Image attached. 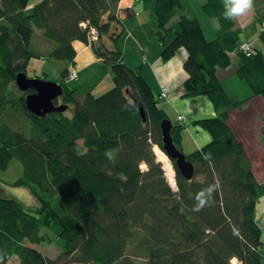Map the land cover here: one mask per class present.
Wrapping results in <instances>:
<instances>
[{
  "label": "trees",
  "instance_id": "obj_1",
  "mask_svg": "<svg viewBox=\"0 0 264 264\" xmlns=\"http://www.w3.org/2000/svg\"><path fill=\"white\" fill-rule=\"evenodd\" d=\"M119 1L42 0L26 11L29 0H0V171L18 161L21 175L14 186L29 189L37 203L30 211L20 201L0 196V264L13 258L17 264H135V259L145 264H234L233 258L242 264H264L256 217L264 185L255 179L241 143L225 123L226 112L238 103L216 77V70L228 68L230 54L235 53L236 77L252 96L264 100L262 53L252 46L250 55L237 50L242 31L232 30L233 21L223 18L221 0H206L202 6L203 13L217 17L220 25L210 41L197 20L186 15L182 0L156 1L162 61L184 48L188 78L183 97L206 96L219 113L195 122L211 140L185 155L194 165L193 179L185 180L170 159L173 191L152 150L154 145L162 150L160 123L168 117L139 68H129L118 48L90 42V30H95L97 40L113 26L120 32L112 41L123 33L116 17ZM254 12L253 25L264 23V0H255ZM176 14L178 29L166 44L170 31L166 26ZM35 29L55 43L47 56L50 60L70 65L76 56L72 42L89 47L111 67L113 87L97 97L86 93L79 101L75 90L60 83L62 103L70 106L71 116L64 112L39 118L30 113L24 95L34 91L18 96L12 87L15 75L27 72L30 60L43 57L30 49ZM260 37L264 43V33ZM68 72L63 69L60 77ZM135 100L144 110L145 122ZM18 116L29 125L13 129ZM182 130L172 124L170 134L183 153ZM78 140L83 153L77 150ZM217 181L211 204L193 211L197 195ZM44 230L63 242V252L54 258L36 249L46 240Z\"/></svg>",
  "mask_w": 264,
  "mask_h": 264
},
{
  "label": "crops",
  "instance_id": "obj_2",
  "mask_svg": "<svg viewBox=\"0 0 264 264\" xmlns=\"http://www.w3.org/2000/svg\"><path fill=\"white\" fill-rule=\"evenodd\" d=\"M39 1L41 0H33L32 4L33 2L37 3ZM156 1L157 0H138L135 2L134 0H120L117 6L116 17L120 22H122L124 29L123 33H121V35L119 36L121 37L125 33L126 35L124 37V40L127 42L130 41V44L141 52L144 63H142L140 67L135 68H139L140 74L156 96L159 107L165 112L166 116L172 122V124L183 126V130L181 132L182 151L188 155L200 150L211 140L210 135L203 128L194 126L193 122L214 118L217 112L215 111L209 99L205 96H198L196 98L183 97V83L188 78L187 73L183 69V64L187 55L184 48L178 49L175 55L167 62L162 61L160 56L162 45L157 36V18L154 13V6ZM186 1L187 0H185V2ZM221 1L224 6V0ZM205 2L206 0H199L198 4L200 6L195 5L194 8L195 10L197 8V14H201V16L198 14L202 20H200L201 23L203 22L201 28L205 39L210 41L214 39L215 35L217 34L219 23L218 21L216 22L213 19L205 17V15L201 13V6H203ZM129 7L133 8V11L134 13H136V15H133L128 11V9H130ZM185 11L186 15L189 16L191 14V11L189 9H185ZM247 16H244L242 18L247 19ZM178 20L179 14H176V16L170 20L167 27L173 29ZM196 20L200 23L198 18H196ZM253 21L254 17H251V19L247 20V22L244 21V23H235V21H233V24L236 29H240L242 26L248 28L252 25ZM114 27L115 26H113L112 28L114 29ZM235 28L233 27L232 30H234ZM118 32H120V29ZM262 33H264V23H256L253 25L252 30L249 29V33L240 35V41L242 40L244 42H248L253 48L259 50L264 58V43L262 42L260 37ZM170 39L171 36H166L165 42ZM72 46L76 52L74 63L70 65L64 64L63 68L71 70L72 66L75 67L78 70V77L85 76L87 73L88 76L92 75L94 73V69H92V67L103 63L102 60L98 59L93 54L89 47L85 46L81 42L74 41L72 42ZM230 60L231 64L227 69H219L216 72V77L218 81H220L222 88L227 94L232 96L233 99L238 100L251 96V90L249 89L247 84L243 81L238 80V78H236L235 74L232 72L233 69L235 71L237 69L239 61L237 56L233 53L230 54ZM30 66L31 61L28 65V71ZM45 70L46 72L51 73V69L47 68L46 65L42 67V72L44 73ZM58 78L59 81H62L60 80L59 73L55 70L53 79L56 81L58 80ZM77 88L78 85L76 88L70 90L76 89L78 91ZM162 88L166 90V97H161ZM249 110H251L252 114H248L249 117L246 119L251 120L255 115L260 114L262 120H258V126L262 128L264 120V100L259 96H255L248 100L243 105V108L241 110L236 111L238 113L241 112L242 114V112H246ZM172 116H176L177 119H173ZM234 123V119H229V126L231 128H233ZM240 128L243 129V127ZM238 131L241 130L238 129ZM232 132L239 142H245L244 140H240L234 129H232ZM256 132L257 137L255 143L258 148L263 149L264 145L261 143V140L264 139V133L258 135L259 131L257 130ZM251 144L254 143L251 142ZM243 147L247 157L252 162V155L254 154L248 153L245 145ZM252 163V174L254 175V177H256L255 179H257L259 184H263L264 181L262 180V178L260 179V171L258 169L256 170V166L254 167V162Z\"/></svg>",
  "mask_w": 264,
  "mask_h": 264
},
{
  "label": "rangeland",
  "instance_id": "obj_3",
  "mask_svg": "<svg viewBox=\"0 0 264 264\" xmlns=\"http://www.w3.org/2000/svg\"><path fill=\"white\" fill-rule=\"evenodd\" d=\"M32 1L33 0H30L28 6L26 8V11H28L29 9H32L36 4H38L42 0L37 2V3L33 2V4H32ZM134 1L136 2L138 0H134ZM198 1L199 0H187L185 2V0H182V5H183L184 9H187V10L189 9L191 11V14L189 16L187 15L188 17L194 18V19L198 18L199 21H200L201 18L199 17V15L201 16V14L198 13L199 14L198 15L196 13L197 8H196V10L194 8L195 5L196 6H200L198 4ZM129 8L130 9H128V11L131 14L136 15V13H134V11H133V8H131V7H129ZM200 10L202 11V6H201ZM201 13H203V11ZM204 15H205V17H207L209 19H213L216 22L218 21L217 17L211 16V15L208 16L206 14H204ZM254 15H255V12L249 13L248 16H247V19H244V18L241 17L238 20H235V23H239V22L244 23V21L247 22V20H250L251 17H254ZM201 21H200V23L198 21L197 22L199 23V25L201 24L200 26L202 27V23L203 22L201 23ZM177 22H176V25L174 26L173 29L169 28L170 31L167 33V36L168 37L171 36V39L167 40V42H165L166 44L169 43L173 39V37L175 35V32H177V29H178ZM218 23H219V21H218ZM253 23H254V21L252 22V25L250 27H248V28H246L245 26H242L240 29H236L235 26H234V28H235L234 31L240 30V31H242V34H247V33H249V29L252 30ZM166 28H168V27L166 26ZM118 31H119V29H113L112 28L108 32V34L107 35H103L100 38V40H97V37H96L95 40H90V42L92 44H94V46H96V47H98V46L102 47L104 45L107 48L116 47V48H118L120 50L122 58H123V61H124L125 64L127 63L126 65L129 68L134 69L135 67H140L142 65V63H144L143 59H142V54L137 48H135L134 46H132L130 44V41L127 42V41L124 40V37L126 35L125 33L121 37L119 36L120 38L118 37L114 41H112L110 39V38H116V36H117L116 33ZM219 31H220V25H219V29H218L217 32H219ZM90 34H91L92 37H95L96 36L95 30H92V31L90 30L89 31V35ZM215 37H216V35H215ZM246 44L251 46L248 42L242 41V42H240L237 50H239L243 54H246V51H245V47L246 46H244ZM54 47H55V43H53V42L47 40L46 38H44L42 36V31L37 30V29L34 30L33 36H32V40L30 42V49L32 51L42 55L43 57L41 59H32V60H30L31 61V66L29 68V71H28V68H27V72H25V74H26V76L28 78H37V79L46 80V81H53V82L59 84L62 87V89H63V86L60 83H63V84L66 85V87L69 90L73 89V88H76L77 85H78V88H77L78 91L76 89H74L75 90L74 97L77 100H79V101H81L83 99V97H84V95L86 93H91L92 95L97 97V96H100V95L106 93L107 91H109L113 87L111 67L108 64H105L103 61H102L103 62L102 64L92 67V69H94V73L92 75H90V76H88V73H87L85 76H82V77L79 76L78 77V70L75 67L72 66L73 72L76 73L75 76H73V73L70 74V71L72 70L71 69V70H69L67 76L62 79L60 77V75H61V71L64 69L63 66H64V64L66 65V63H64V61L50 60L47 57L49 55V53L54 49ZM161 49H162V47H161ZM125 50H126V52H125ZM251 52H252V50H251ZM233 54L236 55L235 53H233ZM186 58H187V55H186ZM38 60H43V61H38ZM44 65H46L47 68L51 69V73L52 74L50 72H46V70H45L44 73L42 72V67ZM225 69H227V68H225ZM55 70L59 73L60 80H62V81H59V78L56 81L53 79ZM218 70L219 69H217L216 72ZM232 72L234 74L236 73V71L234 69L232 70ZM235 76H236V74H235ZM240 81H242V80H240ZM12 89L15 91V93L18 96H22L23 95V92H21L17 88L16 85H13ZM163 90H165V89L162 88L161 97H166V90H165V96L162 95ZM86 91H90V92H86ZM24 93H26V92H24ZM63 93H62V95H63ZM62 95L58 99L55 100V104H57L58 106L66 105V104L62 103V99H61ZM24 96H26V95H24ZM227 96L232 101H234V103L236 102L238 104H237V106L234 109H229L226 112L225 123L229 126V119H234L235 123L233 125V128H231L230 126H229V128H230L231 132H232V129H234L236 131V133L239 136L241 141H243V140L245 141V142L241 143V142L238 141V139L235 137V135H233L235 137V139L239 143H241L243 151H244V147L243 146L245 145V148L248 151V153L254 154V155H252V160H253L252 162H254V167L256 166L255 169L256 170L258 169L260 171L259 172L260 179L262 178V180L264 181V153H263L264 148L263 149L262 148H258V146L255 143L256 137H257L256 136V133H257L256 131L257 130L259 131L258 135H260L261 133H264V120H263V127L260 128L258 126V120H260V121L262 120L260 114L255 115L254 118L251 119L252 120L251 121L249 119H246V118L249 117L248 114L251 113V110L246 111V112H242V114H241V112L238 113L236 111V110H241L243 108V105L248 100H250L251 98H253L255 96L251 95V96H248L247 98L245 97L244 99H238V100L237 99H233V97L230 96L229 94H227ZM194 98H196V97H194ZM66 106H67V109H65V111H64L65 114L64 115L67 116V117H70L71 116V111L69 109L70 106H68V105H66ZM212 106H213V104H212ZM64 112H62V113H64ZM50 114H54V113H50ZM218 114L219 113H216V116L214 118H216L218 116ZM47 115H49V114H46L45 116H47ZM172 118L173 119H177L176 116H172ZM181 119H183V118H181ZM195 122H193V125L194 126H198V124H196ZM27 124L29 125V121L27 119L23 120L21 117L18 116L16 121H14L13 124L11 125V127L13 129H18L20 127L21 128L25 127ZM179 126H182V125H179ZM240 127H243V129L240 128ZM28 128H29V126H28ZM28 128L26 129V132H28L27 131ZM238 129L241 130L244 133H242L241 131H238ZM206 132L210 135V133L208 131H206ZM245 136H246V138H245ZM210 139H211V136H210ZM246 140H248V141H246ZM251 142H253L255 145L251 144ZM261 143L264 145V139L261 140ZM76 146H77L78 152H80V153L84 152V149H83V146H82V140H78ZM155 147H157V146L154 145L153 148H152L153 153H154V155L156 157V161L161 164V169L163 171V176H164L166 182L168 183V181L166 179V175H165L166 172L163 169V163L158 159ZM160 151L166 156V154L162 150H160ZM244 153H245V151H244ZM185 155H187V154H185ZM245 155H246V153H245ZM246 157H247V155H246ZM247 159H248V161L250 163V167H252L253 163L250 161V159L248 157H247ZM169 161H170V159H169ZM170 164H171L172 169H173V165H172L171 161H170ZM140 167H141V169L145 170L144 164H141ZM20 175H21V166H20L19 162L16 161V160H13L12 162H10V166H9L7 171H5V172L0 171V196L1 197H6V198L16 199V200L20 201L30 211H35L36 208H37V203H36V201L34 199V196H32L31 193L29 192V189H27L25 187H20V186H18V187L14 186V182L20 177ZM174 176H175V172H174ZM199 179H200V177L196 178V180H199ZM168 185H169V183H168ZM263 185H264V182H263ZM169 187L173 191L176 190V187L174 188V187H172L170 185H169ZM256 211H257L256 212L257 221H258L259 226L261 227V240L264 242V194L259 198V200H258V202L256 204ZM43 235L46 237V240L43 243H41L39 245H36V249L39 252H41L43 255L48 256L50 258H54L55 256L59 255L61 252H63V242L59 241L53 235V233L51 231L44 230ZM131 251L132 250L130 248V252ZM131 260H133L132 257H131ZM133 261L135 262V264H145L143 259H135ZM9 264H17L16 258H13L9 262Z\"/></svg>",
  "mask_w": 264,
  "mask_h": 264
},
{
  "label": "water",
  "instance_id": "obj_4",
  "mask_svg": "<svg viewBox=\"0 0 264 264\" xmlns=\"http://www.w3.org/2000/svg\"><path fill=\"white\" fill-rule=\"evenodd\" d=\"M14 81L21 92L34 91L25 96L24 104L26 109L35 116L42 118L46 114L62 113L67 109L66 105H54V101L63 93V89L59 84L53 81L28 78L24 72L17 73ZM128 96L131 97L130 94ZM133 103L142 121L145 122V113L141 105L136 100ZM171 127L172 122L169 119L163 120L160 123L162 151L169 159L173 160L179 174L189 181L193 179L195 174L194 165L174 145L170 134Z\"/></svg>",
  "mask_w": 264,
  "mask_h": 264
},
{
  "label": "clouds",
  "instance_id": "obj_5",
  "mask_svg": "<svg viewBox=\"0 0 264 264\" xmlns=\"http://www.w3.org/2000/svg\"><path fill=\"white\" fill-rule=\"evenodd\" d=\"M255 11V0H224L223 18L225 20H238ZM219 188V181L208 185L196 197L197 203L193 211H201L212 202V194Z\"/></svg>",
  "mask_w": 264,
  "mask_h": 264
},
{
  "label": "bare ground",
  "instance_id": "obj_6",
  "mask_svg": "<svg viewBox=\"0 0 264 264\" xmlns=\"http://www.w3.org/2000/svg\"><path fill=\"white\" fill-rule=\"evenodd\" d=\"M158 148H159L158 146L155 147V150H156L158 159L163 163V169L166 172L165 173L166 179H167L169 185L175 188L176 185H175L174 171L172 169L170 161ZM144 167H145V170H146V166L145 165H144ZM145 170H143V171H145ZM232 262L234 264H242V262H240L237 258H233Z\"/></svg>",
  "mask_w": 264,
  "mask_h": 264
},
{
  "label": "built area",
  "instance_id": "obj_7",
  "mask_svg": "<svg viewBox=\"0 0 264 264\" xmlns=\"http://www.w3.org/2000/svg\"><path fill=\"white\" fill-rule=\"evenodd\" d=\"M91 31H92V30H91ZM92 33H93V32H92ZM95 39H96V36H95V37H91V40H95ZM244 46H246V47H245L246 54H247V55H250V54H251V48H250V46H249L248 44H246V45H244ZM71 73H73V76H75V74H76L75 72H73V70L70 71V74H71ZM162 95L165 96V90H163ZM262 252L264 253V246H263V248H262Z\"/></svg>",
  "mask_w": 264,
  "mask_h": 264
},
{
  "label": "flooded vegetation",
  "instance_id": "obj_8",
  "mask_svg": "<svg viewBox=\"0 0 264 264\" xmlns=\"http://www.w3.org/2000/svg\"><path fill=\"white\" fill-rule=\"evenodd\" d=\"M54 104H55V101H54ZM55 105H57V104H55Z\"/></svg>",
  "mask_w": 264,
  "mask_h": 264
}]
</instances>
